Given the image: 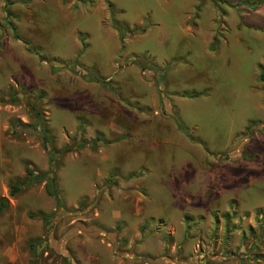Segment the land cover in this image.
I'll list each match as a JSON object with an SVG mask.
<instances>
[{
    "label": "rangeland",
    "instance_id": "obj_1",
    "mask_svg": "<svg viewBox=\"0 0 264 264\" xmlns=\"http://www.w3.org/2000/svg\"><path fill=\"white\" fill-rule=\"evenodd\" d=\"M9 2L0 201L49 170L31 109L56 152L102 143L53 156L62 208L37 185L55 209L38 254L21 205L0 215V264H264V1Z\"/></svg>",
    "mask_w": 264,
    "mask_h": 264
},
{
    "label": "trees",
    "instance_id": "obj_2",
    "mask_svg": "<svg viewBox=\"0 0 264 264\" xmlns=\"http://www.w3.org/2000/svg\"><path fill=\"white\" fill-rule=\"evenodd\" d=\"M4 1V12L6 14V19L11 18V13L9 12V6L11 5L9 0H3ZM107 6L109 9V12L113 15V6L112 4L109 2V0H107ZM115 30L119 33V36L121 38V33L123 31V28H121L117 23H115L114 25ZM17 38V37H15ZM35 50L34 54L38 55V51ZM259 79L261 82H264V75L262 73H260L259 75ZM40 98H43V96L41 95ZM12 102H16V100L14 98L11 99ZM31 118L33 119V123L31 127H27L29 129H31V132H36L39 131L41 133V140H42V147L43 149L47 152V154L50 157V166H49V170L47 173H38L37 171L33 170V169H29L26 168L25 169V176L22 180H19L17 182H15L14 184H11L9 186V194L11 197H15L16 195L20 194L21 191L26 190L32 186L35 185H39V184H44L45 186V191L47 193V195L51 198L54 199L55 204L57 209L62 208L60 199H59V195H58V190H57V186H56V180H55V172L57 170V163L56 161L53 159V156L55 155H60V154H65V153H70L72 151H78L80 149H83L85 147H90L92 149L96 148V146H98V144H101L102 140L97 137L95 139L94 143H90V144H86L83 142H79L74 148H65L63 149L60 153L56 152L55 149L51 148V137L48 134L47 128L43 125L40 124V117L41 114L39 112H35V108L32 110L31 109ZM178 127L183 130L181 125H178ZM249 127L254 128V124H250ZM248 127V129H249ZM14 132H17L16 129H14ZM7 208V203L5 200H1L0 201V214L5 211ZM31 219H41L44 222L48 221V216L45 215H31L30 216ZM31 251L33 252L34 255V251L35 248L32 245L31 246Z\"/></svg>",
    "mask_w": 264,
    "mask_h": 264
},
{
    "label": "crops",
    "instance_id": "obj_3",
    "mask_svg": "<svg viewBox=\"0 0 264 264\" xmlns=\"http://www.w3.org/2000/svg\"><path fill=\"white\" fill-rule=\"evenodd\" d=\"M264 1V0H263ZM264 18H262L263 20ZM251 25V24H250ZM252 27H254L255 30H261L264 33V27L259 26V28H256V26L251 25ZM258 38V37H255ZM258 40H262L264 41V37H260ZM261 65H264L261 64ZM264 75V73H263ZM25 175H22V178H24ZM39 186L35 185L32 186L26 190H23L20 192V194L16 195L14 197V200H11V204H9L6 200L7 203V209L10 208V206L13 204L14 207H16L18 204L21 205L20 207V212L22 214L26 215V219L24 220V222H26L28 228L25 230V251L26 254L28 253L30 256L31 253V246L33 245L35 248V251L37 250L38 244H40V240L44 238V232H43V228H44V221L41 219H31L30 216L34 215H45V216H49V214H52L55 209L51 208L50 210H53V212L51 211H46L45 207H44V203H45V197H44V189L43 192L40 191L39 192ZM43 188V187H42ZM5 210V211H6ZM5 211H3L0 215H2ZM115 219H119L121 218V216H119V213L114 214ZM113 219V218H112ZM103 224V222H101V225ZM105 226V225H104ZM104 229L110 230L109 227H104ZM110 232V231H108ZM90 240V239H87ZM92 242H95L98 245H102L103 247V253L107 254L109 248H111V244L108 242V239L106 237H102L99 240H92ZM87 244V243H85ZM75 251V244L72 242H66L62 247H60V253H62L63 256H67L66 254H72V252ZM75 254V253H74ZM73 255V254H72ZM6 264H9V262H6Z\"/></svg>",
    "mask_w": 264,
    "mask_h": 264
},
{
    "label": "water",
    "instance_id": "obj_4",
    "mask_svg": "<svg viewBox=\"0 0 264 264\" xmlns=\"http://www.w3.org/2000/svg\"><path fill=\"white\" fill-rule=\"evenodd\" d=\"M46 244H47V241H44L39 247H37L36 254H38V249L42 248Z\"/></svg>",
    "mask_w": 264,
    "mask_h": 264
}]
</instances>
